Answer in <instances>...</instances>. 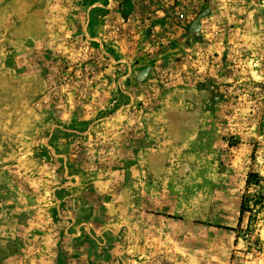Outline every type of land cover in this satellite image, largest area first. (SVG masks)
<instances>
[{
  "label": "rangeland",
  "instance_id": "obj_1",
  "mask_svg": "<svg viewBox=\"0 0 264 264\" xmlns=\"http://www.w3.org/2000/svg\"><path fill=\"white\" fill-rule=\"evenodd\" d=\"M0 264H264V0H0Z\"/></svg>",
  "mask_w": 264,
  "mask_h": 264
}]
</instances>
